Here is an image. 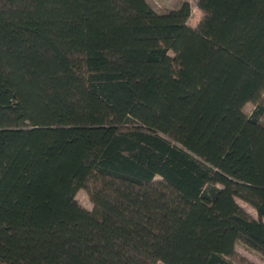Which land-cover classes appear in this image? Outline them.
I'll use <instances>...</instances> for the list:
<instances>
[{
	"label": "trees",
	"instance_id": "1",
	"mask_svg": "<svg viewBox=\"0 0 264 264\" xmlns=\"http://www.w3.org/2000/svg\"><path fill=\"white\" fill-rule=\"evenodd\" d=\"M198 8L0 0V264L264 256V0Z\"/></svg>",
	"mask_w": 264,
	"mask_h": 264
},
{
	"label": "rangeland",
	"instance_id": "2",
	"mask_svg": "<svg viewBox=\"0 0 264 264\" xmlns=\"http://www.w3.org/2000/svg\"><path fill=\"white\" fill-rule=\"evenodd\" d=\"M149 5L157 12L162 13L168 9H172L179 5L182 0H146ZM199 0H188L191 6V15L189 17V24H195L200 17L203 15L201 10L198 8ZM264 98V94H262ZM254 109L253 103H246L244 106V112L249 115ZM261 121L264 122V116H261ZM158 179V178H157ZM75 199L86 209L93 210L95 207L91 196L89 195L86 188H81L77 191ZM237 203L252 217H257L256 211L248 203L243 200L236 198ZM236 254L232 257V264H264V256L257 251L246 248L242 243H237ZM155 264H164L162 262H156Z\"/></svg>",
	"mask_w": 264,
	"mask_h": 264
},
{
	"label": "crops",
	"instance_id": "3",
	"mask_svg": "<svg viewBox=\"0 0 264 264\" xmlns=\"http://www.w3.org/2000/svg\"><path fill=\"white\" fill-rule=\"evenodd\" d=\"M182 1H183V0H182ZM186 1H188V0H186ZM202 16H203V15H202ZM202 16L200 17V20H201ZM200 20H198L195 24H190V25H191L192 27H196ZM188 23H189V20H188Z\"/></svg>",
	"mask_w": 264,
	"mask_h": 264
}]
</instances>
